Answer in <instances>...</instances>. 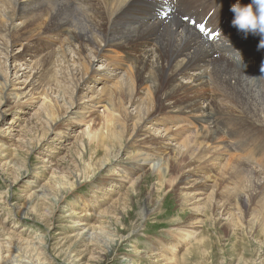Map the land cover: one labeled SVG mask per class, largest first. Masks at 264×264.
Here are the masks:
<instances>
[{"label":"rangeland","instance_id":"374dc122","mask_svg":"<svg viewBox=\"0 0 264 264\" xmlns=\"http://www.w3.org/2000/svg\"><path fill=\"white\" fill-rule=\"evenodd\" d=\"M172 3L170 9H173ZM9 8L8 1H0L1 27L11 23L7 20L11 10ZM156 17L160 18V15ZM157 19H151L152 23L156 21L159 23L160 20ZM166 19L170 21L172 18ZM21 22L20 19L14 21L18 26L17 29L22 27ZM83 26L88 27L86 23ZM29 31L33 33L32 38H36V41L32 42L34 47L32 53L22 59L24 46L29 40L24 41L18 30V34L17 32L14 33L15 35L11 34L12 39H15L8 50V68L7 53L0 51L1 62H4H0V69L3 76L9 77V81H12L9 85L15 84L17 88H25L34 79L36 82L34 86L23 91L26 94L22 97V102L27 103L29 98H39L45 94L55 104V113L59 119L53 126V131H50L37 112V107H31V104L26 108L23 105L21 109L9 108L10 110L7 109L9 111L6 112L1 95V88L4 86H0V97H2L0 98V264H8L12 255L10 251L22 255L25 261L33 264H70L68 262L75 264L77 260L76 264H264V208L253 206L252 209H255L252 214L255 218H253L249 211L248 181L245 178L241 179L244 182V185H241L240 178L237 180L231 174L230 177L227 175L231 170L229 168H234L241 162H238L239 155L235 156L237 159L229 155L228 160L230 159L229 162L233 164L227 161L229 167L227 173L222 172L217 177L215 176L217 173L214 174L217 188L220 189L216 188V191L223 196L224 188L226 190L224 199H227L231 206L236 203L233 194L243 193L248 199L246 204L237 201V207H231L229 213L216 212L217 196L211 195L212 189L207 190V196L203 201L198 203L193 201L191 205L182 204L180 191L172 188L176 177L175 170L170 173L167 182H159L155 174L148 173L141 179L143 181L140 180L131 187V184L124 180L131 175L130 156L140 149V143L134 141L135 124L129 121L123 130L124 133L117 131V134H111L112 138L107 139V145L97 149L89 145L87 139L82 136L86 124L73 122L68 126L67 121L68 118L75 117L80 106L91 103L88 100L91 96L97 102L105 99L106 96L101 94V90L103 91L105 86L115 87L123 72L112 79L107 78L106 74L112 75L111 71L116 65H118L116 68H125L129 72L128 67L132 66L133 60L128 55L125 58L118 49L103 50L97 59L91 53L82 52L83 66L77 68L81 69L82 74L87 73L88 70L87 85L92 93L88 94L87 98L81 99L76 89L77 82L69 71L74 64L71 68L65 67L60 56L61 50L68 47V42L65 41L67 35L58 39L42 33V30ZM11 37L4 38L3 33L0 32V41L3 45L7 42L4 39L12 42ZM46 43L53 48L44 53L39 52L41 45ZM152 47V43L147 45L149 49ZM67 52L71 61L74 60L71 57H79L71 54L70 50ZM219 55L224 56L220 51ZM251 60L248 59V63ZM106 61L113 63V66H107ZM37 71L41 73L36 75ZM188 79L185 76L181 79L183 80L180 81L181 84L189 86L191 82ZM206 88V85L203 86L204 92H212V89L206 90ZM134 95L137 96L136 92ZM138 97L142 99L140 104H143L144 100V102L149 101L146 96ZM214 98L217 102L221 100L219 94H215ZM204 103L202 101V104ZM257 103L264 104L262 93L257 98ZM210 104L212 108L219 107ZM202 106L206 107L207 104ZM228 106L231 107L230 104ZM102 111L103 107H99L93 113L95 115ZM190 119L200 122L198 125L202 131L208 118L197 112ZM191 120L189 122H192ZM179 123L180 121H175L171 126ZM173 130L176 128L173 127ZM158 133L164 132L161 129L155 132L159 136ZM225 137L228 138V135ZM261 138L263 139L264 136ZM132 144L137 145L132 147ZM109 160L113 163L104 167L103 164ZM258 165L264 167V160ZM232 174L235 176L234 173ZM263 174H261L262 178H264ZM94 177L97 179L93 184L90 180ZM227 177L229 178L226 179ZM70 189L74 191H69ZM194 212H200L201 216L195 217ZM255 219L258 221L256 222ZM198 222L201 224H198L196 232L192 233L193 224ZM135 231L138 233L132 238L129 237ZM39 238L41 243L44 245L46 243V249L35 246L34 243L39 241Z\"/></svg>","mask_w":264,"mask_h":264},{"label":"bare ground","instance_id":"6f19581e","mask_svg":"<svg viewBox=\"0 0 264 264\" xmlns=\"http://www.w3.org/2000/svg\"><path fill=\"white\" fill-rule=\"evenodd\" d=\"M4 1H8V5H10L9 9L11 10L7 20H10L11 23L4 27L0 26V32L3 33L4 38H10L11 34L15 35V32L20 30L22 34L19 32V35L22 39L29 40V43L24 46L23 60L26 55L32 53L31 51L34 49L32 42L36 41V38H32L33 33L31 34L30 29L32 31L42 30V33L55 36L58 39L67 35L65 41L68 42V47L61 50L62 55L59 54L65 67L71 68L74 64L69 71L77 82L76 89L77 93H80L81 99L87 98L88 94L92 93L87 85L88 70L87 73L82 74L81 69L77 68L83 66L82 52L91 53L97 59L103 50L118 49L125 58L128 55L133 60L132 66L128 67L130 68L129 72L125 68H116L118 65L114 63L116 66L111 72L116 76L106 74L107 78L112 79L123 72L115 87L105 86V89L101 90V94L106 96L105 99H100L97 102L91 96L88 99L91 103H87V106H80V110L75 113L74 118L67 117L68 126L73 122L87 125L82 136L87 139L89 145L97 149L107 145V139L109 140L111 134L117 131L123 132L129 121L135 124L134 141L140 143V149H136L137 151L133 152L129 158L131 175L124 182L130 183V186L133 187L148 173L155 174L159 182H167L170 173L175 170L176 177L173 180L172 188L180 191L182 204L189 203L191 205L193 201L196 203L203 201V198L207 196V190L212 189L211 195L217 196L216 212L229 213L231 207H237V201L246 204L248 199L246 194H233L236 203L231 206L232 204L224 199L226 190L223 186H221L224 191L223 196L218 193L219 191H216L219 188H217L215 178L222 172L227 173L229 155L236 159L235 156L239 155L238 162H241L235 167L233 166L234 168L230 166L231 170L227 175L230 177L231 174L237 180L245 178L248 181L251 215L255 211L252 209L253 206L264 208V178L261 176L264 173V167L258 165L263 161L264 154V138H261L264 136V104L257 103L260 93L264 95V71L261 70L264 68V49L259 48L261 40L259 35L249 34L245 37L243 33L232 27L231 22L234 17L230 11L234 4L248 5L251 0H223L221 5H218L214 0H196L194 3L188 0H171L173 9L169 8L171 4L169 0ZM197 2L200 3L195 6ZM158 15L160 18L157 19ZM167 17L172 19L167 21ZM17 19L22 20L20 29H17L18 26L14 23ZM151 19L160 21L152 23ZM82 22L86 23L88 27L85 28ZM198 24L204 26L210 35L202 34L197 27ZM217 29L222 35L217 34ZM14 39L12 42L4 39L9 42V44L6 42L5 45L0 41V51H6L4 53H7L8 56L6 57L8 58L6 67L9 63L8 50ZM150 43L153 44V47L149 49L147 45ZM52 48V45L48 43L42 44L39 52L44 53ZM68 50L71 51V54L79 55V57H71L74 59L71 61L70 56L67 55ZM219 51L224 56L219 55ZM250 58L252 60L248 63ZM112 64L107 62V66H113ZM118 71L120 73H117ZM40 73L41 71H37L35 74L39 75ZM19 76L18 78L21 77ZM185 76L191 82L189 86L182 85L183 83L180 82ZM9 82V77L3 76L2 69H0V86H4L1 88L2 100H4L2 105L6 107V112L10 109H21L24 107L23 105L26 108L31 104V107H37V112L48 127L47 130L51 131L59 119L55 113V104L51 99L36 91L41 95L39 98L31 97L27 103L22 102V97L26 94L23 91L34 86L36 83L34 79L25 88H17L15 84L9 85L12 81ZM205 85L207 86L206 90L212 89V92H204L203 86L205 87ZM134 88L137 96L134 95ZM215 94L221 96L220 101H215ZM142 95L146 96L145 98L148 97L149 101L144 102V100L143 104H140L142 99H139L138 96L143 97ZM202 101L207 104L206 107L202 106L204 105ZM210 103L219 107L212 108ZM229 104L231 107L228 106ZM99 107H103V111L94 115L93 112L97 111ZM129 108L133 110L131 111ZM197 112L208 118L205 121L207 127L203 126L202 131L198 125L200 122L197 123L190 119ZM190 120L192 122H189ZM175 121H180V123L171 126V123ZM173 127L176 130H173ZM161 129L164 133L156 135L155 132L157 133ZM225 135H228L229 139ZM118 139L120 140L121 137ZM132 145L134 147L137 144ZM110 163L113 161L109 160L103 165L107 167ZM229 163L233 164L231 161ZM215 173H217L216 177ZM172 175L174 176L173 173ZM130 178H135V180H130ZM96 179L94 177L90 182L94 184ZM241 183L244 185L243 180ZM67 194L65 193V195ZM210 203L212 204V201ZM194 216L199 217L201 213L194 212ZM252 217L255 218L253 215ZM255 221L257 222L258 219ZM198 224L201 223L193 224L192 233L196 232ZM136 233L138 232H133L129 237L132 238ZM34 244L40 248H47L46 243L45 245L41 243L40 238ZM10 253L12 255L8 264H33L25 261L21 257L22 255L19 256L14 251H10ZM76 262L78 260L75 261V264ZM68 263L71 264V262Z\"/></svg>","mask_w":264,"mask_h":264},{"label":"clouds","instance_id":"9594fccd","mask_svg":"<svg viewBox=\"0 0 264 264\" xmlns=\"http://www.w3.org/2000/svg\"><path fill=\"white\" fill-rule=\"evenodd\" d=\"M230 11L233 13L232 27L243 33L261 37L259 48L264 49V0H251L248 5L234 4ZM217 34L222 35L217 29ZM264 71V68L261 69Z\"/></svg>","mask_w":264,"mask_h":264},{"label":"snow or ice","instance_id":"6c2138e0","mask_svg":"<svg viewBox=\"0 0 264 264\" xmlns=\"http://www.w3.org/2000/svg\"><path fill=\"white\" fill-rule=\"evenodd\" d=\"M201 31L203 32V31H204V29H203V28H201Z\"/></svg>","mask_w":264,"mask_h":264}]
</instances>
